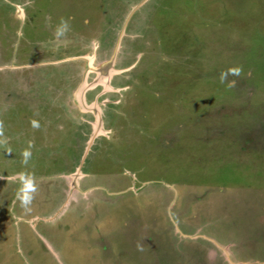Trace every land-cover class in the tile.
Instances as JSON below:
<instances>
[{"label":"rangeland","instance_id":"374dc122","mask_svg":"<svg viewBox=\"0 0 264 264\" xmlns=\"http://www.w3.org/2000/svg\"><path fill=\"white\" fill-rule=\"evenodd\" d=\"M0 264H264V0H0Z\"/></svg>","mask_w":264,"mask_h":264},{"label":"bare ground","instance_id":"6f19581e","mask_svg":"<svg viewBox=\"0 0 264 264\" xmlns=\"http://www.w3.org/2000/svg\"><path fill=\"white\" fill-rule=\"evenodd\" d=\"M106 68H108V65H106ZM103 71L105 72V70L103 69ZM107 76V75H106ZM104 77H105V75H104ZM81 95V94H80Z\"/></svg>","mask_w":264,"mask_h":264}]
</instances>
